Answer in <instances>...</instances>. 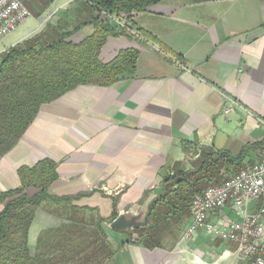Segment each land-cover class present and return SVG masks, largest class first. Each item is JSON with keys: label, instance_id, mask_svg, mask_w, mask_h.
I'll list each match as a JSON object with an SVG mask.
<instances>
[{"label": "crops", "instance_id": "crops-1", "mask_svg": "<svg viewBox=\"0 0 264 264\" xmlns=\"http://www.w3.org/2000/svg\"><path fill=\"white\" fill-rule=\"evenodd\" d=\"M39 5L19 25L29 21L31 30L0 53L49 21L55 31L79 27L76 43L95 31L97 11L86 0ZM127 20L139 36H108L99 57L108 62L135 48V73L109 86L79 85L42 104L0 156L1 191L21 186L20 167L48 158L57 172L48 192L70 198L36 209L29 264H249L234 255L233 243L201 232L182 240L190 216L157 245L112 229L109 219H142L161 179L176 163L188 167L194 149L237 154L255 144L244 164L264 160V0H160Z\"/></svg>", "mask_w": 264, "mask_h": 264}, {"label": "trees", "instance_id": "trees-1", "mask_svg": "<svg viewBox=\"0 0 264 264\" xmlns=\"http://www.w3.org/2000/svg\"><path fill=\"white\" fill-rule=\"evenodd\" d=\"M86 1L97 11L93 21L95 31L80 42L71 40L79 27L55 31L49 21L47 28L0 53V156L17 144L42 104L79 85L109 86L119 78L135 73L139 55L135 48L120 50L108 62L100 59L101 47L108 36L129 35L126 27L120 28L104 18L102 12L130 20L134 14L160 0ZM127 23L128 28L133 27L128 20ZM254 147L255 144H247L237 154L194 149L192 154L196 157L188 167L181 168V164L176 163L172 172L169 170L159 183L151 201L148 224L137 234L139 242L157 245L158 233L174 225L183 226L190 216L193 196L245 167L244 160ZM183 148L186 147L183 145ZM18 175L19 188L0 190V204L5 203L0 211V264H29L27 235L36 209L47 200H70L48 192L57 178L56 163L51 159L44 158L31 167L22 166ZM29 187L39 190L28 196L24 191ZM116 216L117 213L113 214L109 221Z\"/></svg>", "mask_w": 264, "mask_h": 264}, {"label": "built area", "instance_id": "built-area-1", "mask_svg": "<svg viewBox=\"0 0 264 264\" xmlns=\"http://www.w3.org/2000/svg\"><path fill=\"white\" fill-rule=\"evenodd\" d=\"M30 14L21 0H0V40ZM102 15L139 36L133 27L128 28L124 17L104 11ZM233 110L231 104L225 113ZM197 232L211 240L233 243L234 255L249 264H264V160L246 165L223 182L209 185L193 196L190 221L181 239H191Z\"/></svg>", "mask_w": 264, "mask_h": 264}, {"label": "rangeland", "instance_id": "rangeland-1", "mask_svg": "<svg viewBox=\"0 0 264 264\" xmlns=\"http://www.w3.org/2000/svg\"><path fill=\"white\" fill-rule=\"evenodd\" d=\"M23 1L25 3L26 7L28 9H30L33 6V4L35 5V7L37 5L40 6L39 4L43 0H23ZM33 11L34 10H32V12ZM35 14H36V12H33L32 15H35ZM30 17H32V16H30ZM27 22H29V21H27ZM27 22L25 24H23L22 26H19L17 29H15L14 31L10 32L5 38H3V39L0 40V51H2V48H4L5 46H8L14 40H16L18 38H21V37H24L26 35V33H28L31 30L30 29V26H28V23ZM251 164H253V163H251ZM146 212H147V210L145 209L142 212V216H144ZM131 230L134 232V233H131L132 234L131 236H134L135 237V233H137V234H138V232L141 233L142 230H144V229L142 227H140V228H132ZM162 233L163 232L158 233V237L161 236ZM136 238H138V237L136 236Z\"/></svg>", "mask_w": 264, "mask_h": 264}, {"label": "water", "instance_id": "water-1", "mask_svg": "<svg viewBox=\"0 0 264 264\" xmlns=\"http://www.w3.org/2000/svg\"><path fill=\"white\" fill-rule=\"evenodd\" d=\"M153 202H151L147 208V212L140 219V216H127L125 214H120L117 218H115L111 223L110 227L114 230H128L130 231L132 228H139L146 226L149 221V215L151 213Z\"/></svg>", "mask_w": 264, "mask_h": 264}]
</instances>
